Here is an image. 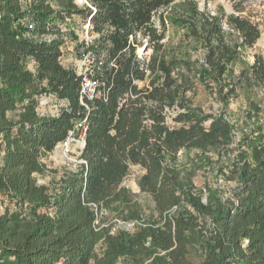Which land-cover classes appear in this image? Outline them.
I'll return each instance as SVG.
<instances>
[{
    "label": "trees",
    "instance_id": "trees-1",
    "mask_svg": "<svg viewBox=\"0 0 264 264\" xmlns=\"http://www.w3.org/2000/svg\"><path fill=\"white\" fill-rule=\"evenodd\" d=\"M246 1L227 15L197 0H89L95 10L0 0V195L17 205L0 215V264H264V140L242 149L225 113L243 94L257 114L250 98L264 88V57L243 61L261 37ZM75 17L90 20L94 41L79 54L91 53L89 76L100 84L84 104L85 76L62 63L63 46L79 40L63 29ZM169 25L182 30L176 43ZM198 82L223 112L195 105ZM43 95L67 105L42 116ZM84 120L83 162L52 193L35 179L46 170L41 157ZM193 151L201 158H182ZM224 153L235 183L227 197L194 181L200 164ZM134 167L153 204L123 185Z\"/></svg>",
    "mask_w": 264,
    "mask_h": 264
},
{
    "label": "rangeland",
    "instance_id": "rangeland-1",
    "mask_svg": "<svg viewBox=\"0 0 264 264\" xmlns=\"http://www.w3.org/2000/svg\"><path fill=\"white\" fill-rule=\"evenodd\" d=\"M202 9H209L212 13H216L222 10L227 15L237 13V4L240 0H197ZM244 15L259 23L261 30V37L252 49H246L243 55V61L247 63H253L254 54H259L264 57V0H247L244 3ZM83 20L79 17H75L74 21H69L67 26H64L65 31H74L79 40H68L63 46V58L62 63L65 67L75 68L77 71L81 70V56L79 54V45L84 40L86 32L83 29ZM182 36V30L174 25H169L167 32V39L177 42ZM192 49V48H191ZM138 52V51H137ZM151 50L143 52V55H149ZM193 58H202V50L197 47V44L193 45ZM30 69L34 70L33 63H29ZM243 63H239L235 70V74H238ZM197 92L194 97L195 105L202 107L206 112L220 113L223 112L224 106L216 99L212 91L198 82ZM254 101L253 104L259 107V112L255 115L251 114L250 102L247 97L241 94L237 99H233L228 104L225 113L227 119L237 129V143L242 145V149L247 148V143L250 140L261 138L264 140V88L261 89L257 95L250 98ZM67 104L65 101H61L52 95H43L39 98L38 112L42 116H55L59 111ZM15 114H10L14 117ZM83 144L80 141H75L70 145L69 152L66 151L61 144L51 153H44L41 157L42 163L45 165L46 170L43 174H35V179L39 185H46L50 187V191L53 193L58 183L68 173L77 170L81 164V153ZM231 151L232 154L237 151L238 146H234ZM234 152V153H233ZM222 158L219 156H212L210 159H206L205 162L200 164L195 176V184L200 189L211 187L212 189L221 190L224 197L231 194L235 187L233 181L226 180L225 173L228 172L229 166L232 161L230 154L224 153ZM230 155V157H229ZM197 152H190L188 155H182L185 160L197 159ZM231 158V159H230ZM202 161V160H201ZM144 171L139 167L132 168L128 177L124 180L123 185L129 188L134 194L138 195V198L143 202L153 204L152 201L140 192L138 181ZM17 208L15 203H12L4 195H0V215L7 210L13 211ZM130 229L133 228V224H129ZM117 228V227H116ZM117 264H125L124 261H120Z\"/></svg>",
    "mask_w": 264,
    "mask_h": 264
},
{
    "label": "built area",
    "instance_id": "built-area-1",
    "mask_svg": "<svg viewBox=\"0 0 264 264\" xmlns=\"http://www.w3.org/2000/svg\"><path fill=\"white\" fill-rule=\"evenodd\" d=\"M76 3L80 6H88L95 10L94 7H92L91 3L89 0H76ZM33 26L29 25V29H32ZM83 29L86 32V36L83 41H85L86 47L88 48L90 45L93 44L94 41V36L90 35V29H91V23L90 20L87 21L85 25H83ZM145 50V48H139V50ZM139 56H142L143 54H138ZM92 64L93 60L91 57V53L87 52L83 54L81 57V70L78 71L80 74H83L85 76L83 83H82V88H81V102L84 104V98L87 99H93L97 94H98V88L100 86L99 82L92 78L91 73H92ZM86 131H87V125L86 121H81L78 122L74 128L73 131H70L68 138L61 144L64 148H66V151L69 152L70 145H72L75 141H80L83 144H85V136H86ZM83 161H81L82 163Z\"/></svg>",
    "mask_w": 264,
    "mask_h": 264
},
{
    "label": "bare ground",
    "instance_id": "bare-ground-1",
    "mask_svg": "<svg viewBox=\"0 0 264 264\" xmlns=\"http://www.w3.org/2000/svg\"><path fill=\"white\" fill-rule=\"evenodd\" d=\"M145 51H146V49L145 50L141 49V50L138 51V54H142Z\"/></svg>",
    "mask_w": 264,
    "mask_h": 264
},
{
    "label": "water",
    "instance_id": "water-1",
    "mask_svg": "<svg viewBox=\"0 0 264 264\" xmlns=\"http://www.w3.org/2000/svg\"><path fill=\"white\" fill-rule=\"evenodd\" d=\"M84 146H85V144H84ZM84 148V147H83Z\"/></svg>",
    "mask_w": 264,
    "mask_h": 264
}]
</instances>
